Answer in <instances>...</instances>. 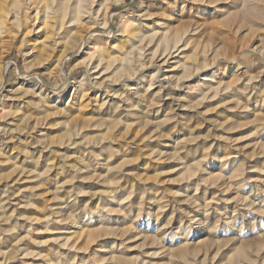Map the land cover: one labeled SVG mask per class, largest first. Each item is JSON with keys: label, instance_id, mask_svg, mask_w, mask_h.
<instances>
[{"label": "rangeland", "instance_id": "1", "mask_svg": "<svg viewBox=\"0 0 264 264\" xmlns=\"http://www.w3.org/2000/svg\"><path fill=\"white\" fill-rule=\"evenodd\" d=\"M89 4L0 38V264H264V0ZM164 19L184 53L120 73Z\"/></svg>", "mask_w": 264, "mask_h": 264}, {"label": "bare ground", "instance_id": "2", "mask_svg": "<svg viewBox=\"0 0 264 264\" xmlns=\"http://www.w3.org/2000/svg\"><path fill=\"white\" fill-rule=\"evenodd\" d=\"M13 1L12 9L1 12L0 38L11 33L10 31L13 28L22 29V31L25 30V36L27 34L35 33L38 29L37 34L41 35L44 33V36L46 37L41 41V44H43L45 49L52 48L55 50L59 47L65 37L73 32V28L76 27L78 29L82 24H85V20H91L92 18L90 12L92 7H90L89 0H79L78 5L74 8L68 6L71 0H51V4L44 5H35L32 0ZM167 25L168 23L164 19L160 20L153 26H150L148 23L143 26L138 25L139 28L141 27L140 29H134L136 32L133 35V48L131 52L125 56L124 61L127 63V66H123L122 69L120 68V73L127 72L131 77L136 76L141 68L140 67L139 70H137L138 66L144 64L142 61L145 53L142 51L146 44L148 47H150V45L156 47V50L151 54V58L158 60L162 65L169 63L168 60L172 58L174 54L179 53L182 55L184 53V49H186L189 44L188 38L191 31L186 30L183 33H179V31H173L170 27H167ZM38 39L40 40L41 38ZM145 49L148 48L145 46ZM177 57H179V55ZM92 64L94 65L95 63ZM99 67H101L100 60L96 66H92L96 71ZM187 70L188 67H186V72ZM3 79L4 77L2 75L0 81H3ZM149 85L150 87H153L154 84ZM4 126L5 127H3L2 131H5V133L6 131H10V129L7 128L10 127L11 124H6Z\"/></svg>", "mask_w": 264, "mask_h": 264}]
</instances>
